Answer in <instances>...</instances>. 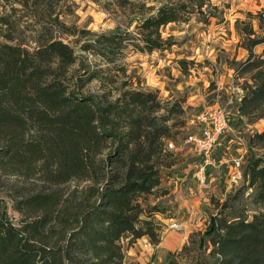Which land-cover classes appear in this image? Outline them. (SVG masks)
<instances>
[{
	"label": "trees",
	"instance_id": "16d2710c",
	"mask_svg": "<svg viewBox=\"0 0 264 264\" xmlns=\"http://www.w3.org/2000/svg\"><path fill=\"white\" fill-rule=\"evenodd\" d=\"M208 1L164 6L140 24L143 46L135 47L160 50L162 29L188 20V5L203 8ZM248 18L242 29L246 65L257 72L239 110L256 122L264 119V60L253 49L264 44V10ZM0 36L7 40H0V168L33 183L16 204L20 227L0 207V264H126L127 249L141 238L159 246L164 230L155 214L161 209L148 200L161 185V169L175 164L167 148L174 108L166 110L158 92L123 89L113 101L84 93L83 84L99 75L77 76L80 58L69 45L51 38L25 48L8 43L14 38L1 29ZM125 40L121 33L105 35L86 50L112 62ZM256 146L264 149V130L253 138ZM248 169L255 205L264 207V159H252ZM207 229L172 253L168 264L185 258L191 264H264V211L251 221L217 217Z\"/></svg>",
	"mask_w": 264,
	"mask_h": 264
},
{
	"label": "rangeland",
	"instance_id": "374dc122",
	"mask_svg": "<svg viewBox=\"0 0 264 264\" xmlns=\"http://www.w3.org/2000/svg\"><path fill=\"white\" fill-rule=\"evenodd\" d=\"M22 1L24 5L16 0H0V17L8 21L0 25L1 33L14 38L8 43L34 48L37 41L51 38L62 41L80 58L77 76H83L86 81L99 75L85 82L82 92L109 95L112 101L123 89L158 92L164 108H174L176 113L169 124L175 126L170 139L174 143L171 152L175 164L161 169V185L148 201L161 209L155 214V220L161 224L164 236L171 234L179 241L181 234L187 233L184 245L178 250L191 245L194 234L206 232L214 218L233 220L244 216L251 221L255 214L264 211V207L255 205L254 189L250 188L246 177L250 161L264 159L263 148H251L253 138L264 130V119L253 122L240 115L236 104L228 108L234 132L219 139L212 154L215 166L207 167L204 188L198 185L197 179L204 160L186 141L190 135L202 134L204 128L197 123L200 114L216 104L226 105L227 96L217 90V82L225 85L236 73L246 89L250 91L254 85L257 71L247 70L250 53L245 48L247 40L242 29L245 23H251L248 14L264 10V0H210L203 8L188 5V20L165 26L161 31L165 44L150 53L135 47L137 43L143 46L138 27L164 6L178 5L181 0ZM254 28L262 34L258 21L254 22ZM120 33L126 40L117 55H113L112 62L92 49L86 50L87 46L96 44L99 37ZM0 40L7 41L2 36ZM93 49L97 50L94 46ZM253 50L259 60H264V44ZM181 61H186L187 68L183 69ZM242 156L244 178L239 186L230 185L227 162ZM31 188V181L6 175L0 168V207L9 222L17 227L23 219L16 208L17 201L21 200L19 196L25 189ZM191 214L195 215L193 219ZM176 221L183 222L181 231L171 229ZM196 240L199 241V237ZM133 248L126 251V264L156 262L157 246L152 245L148 237L138 240ZM170 255L165 257L160 253L158 259L168 264ZM182 262L191 264L192 260L185 258Z\"/></svg>",
	"mask_w": 264,
	"mask_h": 264
},
{
	"label": "built area",
	"instance_id": "2783aa9c",
	"mask_svg": "<svg viewBox=\"0 0 264 264\" xmlns=\"http://www.w3.org/2000/svg\"><path fill=\"white\" fill-rule=\"evenodd\" d=\"M236 73L230 78V82L223 84L222 82H217V90L227 96V103L225 106H220L219 104L214 105L211 110L206 113H202L197 117V123L204 128L201 135H190L186 140L189 144H192L198 154L203 158V164L200 165L198 171V185L201 188L207 185V167L212 165L215 166V161L213 159V151L219 139L226 135L228 132H234L233 126L230 124L229 107L237 105V110H239L241 103L246 98L248 89H246L241 80ZM169 150L174 149V143L169 142L167 144ZM229 176L228 183L230 185L239 186L244 178L243 169V156L239 159H234L229 162ZM171 229L176 231H181L183 229V222L176 221L171 224Z\"/></svg>",
	"mask_w": 264,
	"mask_h": 264
},
{
	"label": "crops",
	"instance_id": "0c3cea01",
	"mask_svg": "<svg viewBox=\"0 0 264 264\" xmlns=\"http://www.w3.org/2000/svg\"><path fill=\"white\" fill-rule=\"evenodd\" d=\"M191 215H193L191 217V219H193V217L195 215L194 214H191ZM191 219H190V221H191ZM181 236H182V238H180L179 241H178V238H175L174 235H171V234L168 235V236L167 235L166 236H164V235L162 236V241L159 244V246H157V253H156V257H155L156 262L154 264L159 263V262H160L159 264H164L165 263L164 259H160L161 261L158 259V256L160 255V253H162L163 256L166 257L167 255L169 256L171 252L177 251L178 249H180V247L182 245H184L183 243L185 242V239L187 237V233L181 234ZM143 240H145V239H143ZM134 247H135V245H134ZM131 249H134V248L131 247L130 250ZM129 254H131V253L129 252ZM157 260H159V261L157 262ZM141 261L142 260H140L139 262H141ZM133 262H136V261H133Z\"/></svg>",
	"mask_w": 264,
	"mask_h": 264
}]
</instances>
